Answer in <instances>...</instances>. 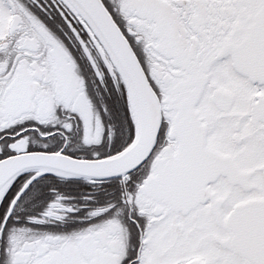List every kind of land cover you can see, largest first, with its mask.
Returning <instances> with one entry per match:
<instances>
[{"label": "snow or ice", "instance_id": "obj_1", "mask_svg": "<svg viewBox=\"0 0 264 264\" xmlns=\"http://www.w3.org/2000/svg\"><path fill=\"white\" fill-rule=\"evenodd\" d=\"M0 264H264V0H0Z\"/></svg>", "mask_w": 264, "mask_h": 264}]
</instances>
